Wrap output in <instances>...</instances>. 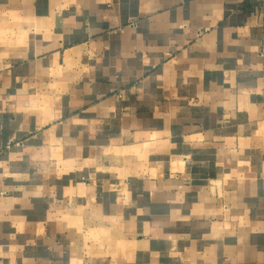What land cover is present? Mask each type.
<instances>
[{"label": "crops", "instance_id": "obj_1", "mask_svg": "<svg viewBox=\"0 0 264 264\" xmlns=\"http://www.w3.org/2000/svg\"><path fill=\"white\" fill-rule=\"evenodd\" d=\"M0 264H264V0H0Z\"/></svg>", "mask_w": 264, "mask_h": 264}]
</instances>
